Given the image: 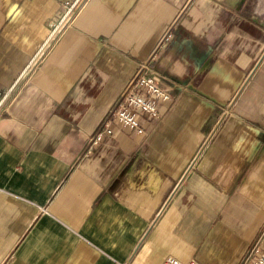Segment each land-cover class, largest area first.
Here are the masks:
<instances>
[{
	"label": "crops",
	"instance_id": "1",
	"mask_svg": "<svg viewBox=\"0 0 264 264\" xmlns=\"http://www.w3.org/2000/svg\"><path fill=\"white\" fill-rule=\"evenodd\" d=\"M153 56L170 102L92 134ZM264 252V0H0V264H243Z\"/></svg>",
	"mask_w": 264,
	"mask_h": 264
},
{
	"label": "built area",
	"instance_id": "2",
	"mask_svg": "<svg viewBox=\"0 0 264 264\" xmlns=\"http://www.w3.org/2000/svg\"><path fill=\"white\" fill-rule=\"evenodd\" d=\"M153 56L142 63L138 72L130 81L124 93L119 97L108 114L92 134L85 154L96 149L105 137L114 133V125L143 134L140 118L149 120L160 116V103L170 102L172 97L167 89L161 87L152 76ZM163 264H202L195 259L183 261L176 257H167ZM243 264H264V252L258 242L249 249Z\"/></svg>",
	"mask_w": 264,
	"mask_h": 264
}]
</instances>
